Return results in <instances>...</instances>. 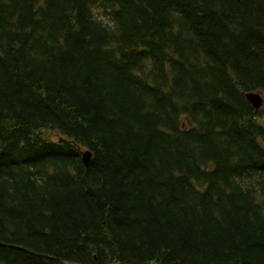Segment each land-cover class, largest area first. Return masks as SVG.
<instances>
[{"label": "trees", "instance_id": "trees-1", "mask_svg": "<svg viewBox=\"0 0 264 264\" xmlns=\"http://www.w3.org/2000/svg\"><path fill=\"white\" fill-rule=\"evenodd\" d=\"M248 92L264 0H0V264H264Z\"/></svg>", "mask_w": 264, "mask_h": 264}, {"label": "water", "instance_id": "water-1", "mask_svg": "<svg viewBox=\"0 0 264 264\" xmlns=\"http://www.w3.org/2000/svg\"><path fill=\"white\" fill-rule=\"evenodd\" d=\"M245 97L247 101L253 106L255 110H259L263 103V97L261 93L259 92H248L245 93ZM91 153L89 151H86L83 153L82 158L85 164H87V161L90 158Z\"/></svg>", "mask_w": 264, "mask_h": 264}, {"label": "rangeland", "instance_id": "rangeland-1", "mask_svg": "<svg viewBox=\"0 0 264 264\" xmlns=\"http://www.w3.org/2000/svg\"><path fill=\"white\" fill-rule=\"evenodd\" d=\"M263 97V103L259 108V121L264 124V93H261Z\"/></svg>", "mask_w": 264, "mask_h": 264}]
</instances>
